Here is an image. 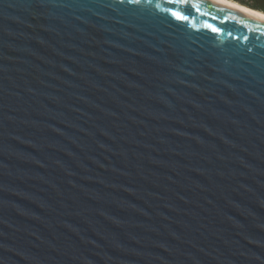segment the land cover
I'll list each match as a JSON object with an SVG mask.
<instances>
[{
  "label": "water",
  "instance_id": "water-1",
  "mask_svg": "<svg viewBox=\"0 0 264 264\" xmlns=\"http://www.w3.org/2000/svg\"><path fill=\"white\" fill-rule=\"evenodd\" d=\"M0 264H264V21L0 0Z\"/></svg>",
  "mask_w": 264,
  "mask_h": 264
},
{
  "label": "snow or ice",
  "instance_id": "snow-or-ice-1",
  "mask_svg": "<svg viewBox=\"0 0 264 264\" xmlns=\"http://www.w3.org/2000/svg\"><path fill=\"white\" fill-rule=\"evenodd\" d=\"M125 2V0H121V3ZM167 4H178V5H187L189 0H165ZM127 3L129 4H141V3H152V0H127ZM157 7H160V4L156 5ZM195 6V5H193ZM173 18L177 19L178 21L181 22H190V17L188 15L183 14L182 11H177L175 9H167L166 10ZM197 11L199 9L197 8ZM203 14V13H201ZM215 19V17H213ZM206 28L210 29L213 33L220 34L221 30L218 28L213 27L212 25H205ZM231 35V33H229ZM245 40L248 39L247 36L244 37Z\"/></svg>",
  "mask_w": 264,
  "mask_h": 264
},
{
  "label": "bare ground",
  "instance_id": "bare-ground-1",
  "mask_svg": "<svg viewBox=\"0 0 264 264\" xmlns=\"http://www.w3.org/2000/svg\"><path fill=\"white\" fill-rule=\"evenodd\" d=\"M214 1L229 5L231 7H234L237 10H240V11L246 13V14H249V15H251V16L257 18V19H260V20L264 21V13H262V12L250 9V8H248L246 6L240 5V4H238V3L234 2V1H231V0H214Z\"/></svg>",
  "mask_w": 264,
  "mask_h": 264
},
{
  "label": "trees",
  "instance_id": "trees-1",
  "mask_svg": "<svg viewBox=\"0 0 264 264\" xmlns=\"http://www.w3.org/2000/svg\"><path fill=\"white\" fill-rule=\"evenodd\" d=\"M250 9L264 13V0H231Z\"/></svg>",
  "mask_w": 264,
  "mask_h": 264
}]
</instances>
